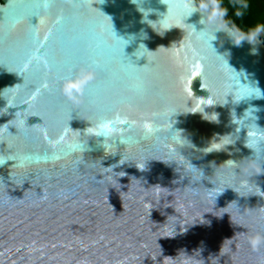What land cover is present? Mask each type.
Listing matches in <instances>:
<instances>
[{
  "label": "water",
  "instance_id": "1",
  "mask_svg": "<svg viewBox=\"0 0 264 264\" xmlns=\"http://www.w3.org/2000/svg\"><path fill=\"white\" fill-rule=\"evenodd\" d=\"M41 2H0V158L38 160L0 167V264H264V243L254 246L264 240V152L247 146L248 135H264V39L236 30L235 41L223 31L212 41L208 56L254 91L241 99L203 58L193 27L206 30L205 17L186 0ZM117 38L136 67L149 59L147 93L109 110L131 96L128 79L114 76ZM140 44L148 58L134 55ZM93 57L105 67L69 100L57 73ZM97 114L140 142L125 151L117 139L106 151L103 137L88 136ZM173 132L187 146L170 142ZM78 138L84 152L69 153ZM193 167L203 173L196 183Z\"/></svg>",
  "mask_w": 264,
  "mask_h": 264
},
{
  "label": "clouds",
  "instance_id": "2",
  "mask_svg": "<svg viewBox=\"0 0 264 264\" xmlns=\"http://www.w3.org/2000/svg\"><path fill=\"white\" fill-rule=\"evenodd\" d=\"M53 3H54V0H42L40 7L44 10H48L53 6ZM185 6L186 7L190 6L192 8V13L199 10L203 12L204 14L205 19L203 20V23L207 25L206 30L198 32L193 27V35L196 41L199 43L202 52L204 53L203 58L205 60L213 59L216 61V71L219 76V79L222 82V86L224 90L227 92V95L229 96L230 94H232L235 97L237 94H240L241 99L252 95L254 91L251 92V94L243 92L242 89L238 85L235 84V76L231 73H225L223 71L220 60H219L220 55L215 53L211 58L208 56V53L213 48L212 41L216 38L215 34L218 31H223L227 33L228 36H230L235 41L236 28L230 23L225 24L223 27H221V22H220L221 17L226 18L228 15L227 11L220 13L216 19L209 22L206 16L207 10L199 9L198 5L195 4V0H186ZM217 7H220V5H217ZM233 7L237 9V11L235 12V15L238 18H242L244 15V11L247 9L248 5L246 3H243L242 0H233ZM56 23L57 25L62 26L65 23V18L63 16L59 17ZM258 38H259V35L257 36V39ZM245 39L249 40L247 37H245ZM105 43L106 41L101 35L94 34L91 37V45L97 50L103 49L105 46ZM127 43L128 42L123 39L121 40L117 38L115 40V44L113 46V53H114L113 58L118 65V71L114 73V76L119 78L122 75L123 77H126L128 79L129 91L131 93V96L119 97V98L114 99L111 105L109 106V110H115L120 105L129 104L131 103L133 99L143 98L147 93L145 75L148 71L147 66L149 64V59H148V64L146 66L136 67L124 55V50H125V46ZM148 52L149 50L146 48V46L144 44H140L138 51H136L134 55L137 58L144 57V56H147L148 58V55H147ZM47 67L51 69L52 63L48 62ZM104 67H105V64L102 63L100 59L93 57V58H90L85 63H82L75 67L68 68V72L70 73L68 75H63L60 72H58L57 81L60 85V90L62 94L65 97H67L69 100L73 99L74 93L83 95L86 92L87 86L89 85V83H91L97 78L98 71H100ZM110 86H111V81L107 82L105 86L98 92L96 97L90 101L91 105L98 106L101 95ZM45 87H47V85H45ZM72 111L66 113V115L70 117V119H71ZM87 120L91 121V124H92L91 127H93L94 125L96 126V131L94 133H89L88 136L89 137L90 136L103 137L104 138L103 147L106 151H108L112 147L117 148L116 143H115L117 139H119V141L122 144L127 146L125 151L134 147L141 140L140 137H138L137 135L131 132L123 136L118 134L116 131L117 124L123 123V122L111 120L106 115L97 114L94 117H89ZM244 125H245V122H244ZM132 127L134 128V126ZM248 133H249V128H248ZM248 138L249 139H248L247 146L249 148L255 149L258 154L261 152H264V135L255 136V137H249L248 135ZM181 140H185L182 137V134H181ZM170 142L176 144L179 149L187 146L186 144H180L176 140L174 132L170 135ZM253 143L255 147H253ZM226 145H229V144H226ZM85 146H86V143L84 142V140H82V138H78L70 142L67 145V148H68L69 153H76V152H81V151L84 152ZM53 158L60 159L61 157L57 155ZM10 160L16 161V164L19 167H27L33 163L38 162L37 158H34L32 155L23 154L15 159L0 158V167H2L4 164H6ZM189 175L192 177L193 183H196L203 178V173L195 167H193L190 170ZM193 195H196V193L194 192ZM262 243H264V240H256L254 242V246H259Z\"/></svg>",
  "mask_w": 264,
  "mask_h": 264
},
{
  "label": "trees",
  "instance_id": "3",
  "mask_svg": "<svg viewBox=\"0 0 264 264\" xmlns=\"http://www.w3.org/2000/svg\"><path fill=\"white\" fill-rule=\"evenodd\" d=\"M196 1L199 7L207 9L216 16L227 11V17H221V20L225 24H232L237 31L248 38L259 35L264 39V0H242L243 3L248 5L242 18H238L235 15L237 9L233 7V0ZM0 2H2V0H0ZM217 5H220V7H217Z\"/></svg>",
  "mask_w": 264,
  "mask_h": 264
}]
</instances>
